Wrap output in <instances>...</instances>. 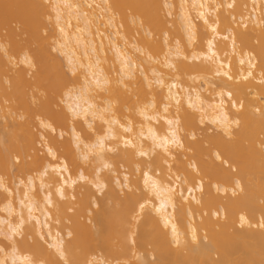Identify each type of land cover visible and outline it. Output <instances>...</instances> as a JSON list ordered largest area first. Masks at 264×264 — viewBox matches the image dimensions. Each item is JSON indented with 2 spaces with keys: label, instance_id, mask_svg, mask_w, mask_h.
I'll return each mask as SVG.
<instances>
[{
  "label": "bare ground",
  "instance_id": "6f19581e",
  "mask_svg": "<svg viewBox=\"0 0 264 264\" xmlns=\"http://www.w3.org/2000/svg\"><path fill=\"white\" fill-rule=\"evenodd\" d=\"M29 262L264 264V0H0V264Z\"/></svg>",
  "mask_w": 264,
  "mask_h": 264
},
{
  "label": "snow or ice",
  "instance_id": "6c2138e0",
  "mask_svg": "<svg viewBox=\"0 0 264 264\" xmlns=\"http://www.w3.org/2000/svg\"><path fill=\"white\" fill-rule=\"evenodd\" d=\"M26 62H28V61H26ZM169 123H171V121ZM173 136H175V133H173ZM165 143H167V141H165ZM105 167H107V165H105ZM142 207H143V205H141V208ZM12 231L13 232H18L19 228L17 227L15 229H12ZM54 247H56L58 253H60L61 255L63 254L59 244L54 245ZM25 259L27 260V258H25ZM29 264H30V262H29Z\"/></svg>",
  "mask_w": 264,
  "mask_h": 264
}]
</instances>
